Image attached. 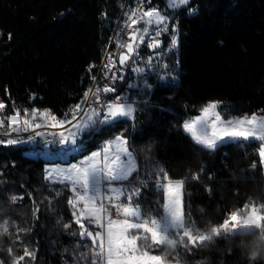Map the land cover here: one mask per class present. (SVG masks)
<instances>
[{"label": "trees", "instance_id": "16d2710c", "mask_svg": "<svg viewBox=\"0 0 264 264\" xmlns=\"http://www.w3.org/2000/svg\"><path fill=\"white\" fill-rule=\"evenodd\" d=\"M125 1L0 0L4 113L14 102L22 109H49L63 118L81 103L109 48ZM164 4L165 0H151L147 7L161 9ZM187 9L195 12L189 14ZM167 14L177 23L179 34L174 59L178 63L171 62V77L146 92L148 103L138 105L135 118H124L115 127L103 126L87 148L124 132L137 156L141 180L157 167L173 180L187 178L186 214L198 227L218 225L228 212L249 200H264V170L257 154L260 145L231 142L207 150L194 143L180 125L210 101L222 102L220 109L227 117L264 110V0H190L187 8L174 15L167 9ZM169 37L166 32L161 39L166 42ZM27 148L0 145V206L4 209L0 215L12 221L13 233L0 237V260L10 264L7 249L12 247L19 256L27 245L35 250L30 264H75L77 252L86 251L84 245L90 240L67 234L78 227L72 223L71 229L63 228L72 221L67 204L70 192L43 180L48 160ZM201 168L200 179L193 180L191 174ZM53 189L60 195L55 196ZM153 193L149 178L134 203L143 207L159 200ZM12 195L23 199L12 204L7 199ZM16 227L30 231L12 243ZM250 238L233 241L230 255L223 252V238H216L214 244L193 248L190 253L183 248L170 251L169 260L176 262L178 256L180 264H247L235 245ZM258 264H264V255Z\"/></svg>", "mask_w": 264, "mask_h": 264}, {"label": "snow or ice", "instance_id": "6c2138e0", "mask_svg": "<svg viewBox=\"0 0 264 264\" xmlns=\"http://www.w3.org/2000/svg\"><path fill=\"white\" fill-rule=\"evenodd\" d=\"M148 3L150 5L151 0ZM189 3L190 0H165L164 8L170 9L174 15L181 8H187ZM187 10L189 14L195 12V9ZM171 18L158 6L145 9L144 0H137L136 6L126 11L120 28L122 32L127 31L128 39L116 41L119 49H126V52L120 53L119 63L124 65L134 55L138 56V46L144 43L145 36L150 38L148 47L158 48L162 44L160 36L168 32ZM176 29L177 25L174 24L171 47L178 45L179 34ZM151 60L152 57H149L148 62L151 63ZM113 67L114 60L104 65L106 72ZM138 71L142 73L144 69ZM108 79L115 81L123 80L124 77L113 74ZM92 80L95 81L96 77L93 76ZM143 84L145 89L152 87L147 81ZM115 91V86L108 84L95 90L89 88L84 93V100L64 113L63 118H58L49 109H22L14 102L11 114H4L7 105L0 101V145H30L33 154L43 156L50 162L59 158L67 165L49 163L43 169L42 178L48 185L59 184L70 192L67 204L72 221L64 223L63 228L71 229L72 223L78 227L67 234L90 240V244L84 245L86 251L77 252L75 264H173L169 260L170 251L183 248L190 253L193 248L214 244L216 238H223L226 242L223 252L230 255L233 241L242 236L251 238L239 240L235 247L246 258L247 264H258L259 257L250 258L248 250L257 243L264 244V204L258 207L249 200L241 208L228 212L222 223L198 227L185 212L184 186L187 178L173 180L163 168L157 167L148 174V178L141 180L136 157L124 132L99 143L98 149L84 155L83 159L70 163L88 151L85 137L94 139L103 126L115 127L122 119L134 117L136 101L129 102L127 95L101 101L102 93ZM90 94L95 106L82 109L81 105L87 103ZM141 103L147 104L148 101L145 99ZM221 105L220 101L207 102L201 107L200 115L182 121V130L194 143L207 150H215L231 142H256L260 145L257 150L259 164L264 169V110H261L260 115L253 113L225 119L217 110ZM43 127L62 130L52 133L36 131ZM13 133L16 134L14 138ZM23 133L32 134L25 138ZM49 135L52 139H48ZM37 137H41L39 142ZM251 167L255 169L257 164L253 163ZM201 172L203 168L200 172L192 173L191 178L199 180ZM133 173L137 174L135 179H132ZM149 178L152 180L153 194L159 200L149 201L142 207L134 201L147 187ZM206 190L211 192V189ZM53 192L55 196L60 195L55 189ZM7 199L15 204L23 196L12 195ZM3 212L0 206V213ZM38 212L37 207L33 215ZM114 213L123 219L113 218ZM11 227L12 221L0 215V237L13 235ZM28 231L30 229L16 227L15 241L12 243L20 241L21 234ZM156 250L162 254H153ZM7 253L10 264H30L35 260V250L29 249L27 245L23 246L19 256L15 255L12 247L7 249ZM0 264H4V261L0 260ZM175 264H179L178 256Z\"/></svg>", "mask_w": 264, "mask_h": 264}, {"label": "built area", "instance_id": "2783aa9c", "mask_svg": "<svg viewBox=\"0 0 264 264\" xmlns=\"http://www.w3.org/2000/svg\"><path fill=\"white\" fill-rule=\"evenodd\" d=\"M137 0H126L123 4L120 16L117 20L115 30L113 32L112 39L110 41L109 48L105 54V57L98 69V72L93 75L96 77V80H92V84L89 88H92L95 90L96 87L103 88L105 84H108L109 86H115L116 91L112 93H102L101 94V101L104 100H112L116 96H125L127 95L129 102L135 100L136 104V111L138 105L141 103L142 100H148V97L146 96V92H152L154 89L156 83L159 81H165L168 78L171 77L172 73L170 70L171 62H174L175 55L178 53V45L175 47H171L170 45V39L168 41H163L162 44L158 48H151L148 47V44L150 42V38H145L144 43L139 44L138 46V56L134 55L132 59H129L124 65H121L119 63V55L122 51V49H119L117 47V40L124 41L126 40L128 34L127 31H120L121 26L123 25V19L125 17V13L129 8H134L136 6ZM147 2L144 0V7L147 8ZM161 11L165 12L167 14V9L164 8V6L160 9ZM177 25L176 22H174L172 19L170 20L168 24V32H170V37L173 34V25ZM178 31V26L177 29ZM169 37V38H170ZM152 57L151 63L148 62V58ZM115 61V67L111 69V71H105L104 65L111 64L112 61ZM174 60V61H173ZM178 60V59H177ZM175 61V63L178 61ZM143 68L144 72H139L138 69ZM115 74L117 77L123 76L124 79H116L115 81H112L108 79V77ZM147 81L148 84H150L152 87L150 89H145L143 82ZM135 84L136 87H129V85ZM1 101V100H0ZM83 109H87L89 106H95L93 97L91 94L89 95L87 103L83 104ZM31 110V109H30ZM5 111V109H4ZM135 111V113H136ZM68 112V111H67ZM4 114H11L10 111L8 113ZM135 118V116H134ZM36 131H42L45 133H52V132H58L61 131V129L58 128H51V129H36ZM32 133H23L22 135L26 138L28 135ZM15 133L12 134V137H15ZM2 138V137H0ZM37 142L41 140V137H37ZM48 139H52V137L49 135ZM15 146H24V145H15ZM29 148H27L28 152L32 153V146L25 145ZM49 147H52L49 145ZM114 218H123L122 216L116 217L115 213L113 214Z\"/></svg>", "mask_w": 264, "mask_h": 264}, {"label": "rangeland", "instance_id": "374dc122", "mask_svg": "<svg viewBox=\"0 0 264 264\" xmlns=\"http://www.w3.org/2000/svg\"><path fill=\"white\" fill-rule=\"evenodd\" d=\"M153 7H157V6H153ZM159 8H160V6H158ZM148 8V7H147ZM146 8V9H147ZM145 38H147V36H145ZM83 104H82V106H81V108L83 109ZM219 112H220V114L225 118V119H227V118H229V116L227 117V116H225L223 113H222V111H221V109L219 108V109H217ZM42 111V110H41ZM256 114H258V115H260L261 113H256ZM134 115H135V113H134ZM198 115H200V113L198 114ZM198 115H196V116H198ZM243 115H252V114H237V115H232V117H238V116H243ZM196 116H194V117H196ZM194 117H192V118H194ZM79 118V117H78ZM134 118V117H133ZM133 118H130V119H133ZM73 123H75V121H73ZM65 127H68V125H66ZM44 128H46V130L47 129H51V127H43V128H40V129H44ZM62 130V129H61ZM128 139V138H127ZM85 140H86V143H88V139H87V137H85ZM128 143H129V141H128ZM129 147H130V149L132 150V148H131V146H130V143H129ZM98 149V147H96V148H93V149H89L88 151H86L85 153H83V155H80V156H77L75 159H72L71 161H70V163H76L77 162V160H80V159H83V156L84 155H89L92 151H96ZM134 152V151H133ZM134 155H135V157H136V161H137V164H138V159H137V156H136V154L134 153ZM46 160H48V159H46ZM49 163H51L52 165H55V164H60L61 166H67L66 164H64L63 163V161L61 160V159H59V158H56V159H53V160H51V162L48 160L47 161V163L45 164V167H47V166H49ZM139 165V164H138ZM264 170V169H263ZM133 175H134V173H133ZM253 202V201H252ZM256 204H257V206L259 207L261 204H264V200L263 201H260V202H255ZM114 218V217H113ZM121 219H123V218H121ZM153 254H155V255H161L162 253H160V252H157V251H153ZM173 264H175V262H173ZM180 264V263H179Z\"/></svg>", "mask_w": 264, "mask_h": 264}, {"label": "clouds", "instance_id": "9594fccd", "mask_svg": "<svg viewBox=\"0 0 264 264\" xmlns=\"http://www.w3.org/2000/svg\"><path fill=\"white\" fill-rule=\"evenodd\" d=\"M248 255L253 259L264 255V244L257 243L253 248L248 250Z\"/></svg>", "mask_w": 264, "mask_h": 264}, {"label": "water", "instance_id": "95a60500", "mask_svg": "<svg viewBox=\"0 0 264 264\" xmlns=\"http://www.w3.org/2000/svg\"><path fill=\"white\" fill-rule=\"evenodd\" d=\"M86 240V239H85Z\"/></svg>", "mask_w": 264, "mask_h": 264}]
</instances>
